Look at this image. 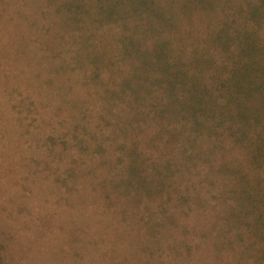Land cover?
Returning <instances> with one entry per match:
<instances>
[{
    "label": "rangeland",
    "instance_id": "obj_1",
    "mask_svg": "<svg viewBox=\"0 0 264 264\" xmlns=\"http://www.w3.org/2000/svg\"><path fill=\"white\" fill-rule=\"evenodd\" d=\"M160 1L179 8V0ZM55 2L0 0V264H253L223 219L234 181L221 165L245 160L231 140H199L192 160L188 149L147 148L153 159H177L181 190L189 185L204 201L189 197L180 211L172 203L182 218L176 225L151 228L163 212L134 206L122 183L114 186L123 172L121 143L130 140L128 102L106 97L118 87L113 71L130 68L118 43L122 27L66 23ZM212 15L180 14L179 39L189 45L214 28L220 20ZM85 30L90 51L105 50L107 63L115 62L98 80L86 51L79 58Z\"/></svg>",
    "mask_w": 264,
    "mask_h": 264
},
{
    "label": "trees",
    "instance_id": "obj_2",
    "mask_svg": "<svg viewBox=\"0 0 264 264\" xmlns=\"http://www.w3.org/2000/svg\"><path fill=\"white\" fill-rule=\"evenodd\" d=\"M178 2L176 10L160 0H60L55 11L66 23L86 25L90 20L122 27L118 43L130 68L113 71L118 87H108L106 97L128 102L123 131L130 140L121 143L123 172L114 186L122 183L134 206L155 205L163 212L151 228L176 225L182 218L172 203L180 211L189 197L204 201L200 193H189V185L181 190L182 181L174 177L180 170L177 159H153L147 148L158 142L183 155L189 150L192 160L202 149L199 140L207 138L211 146L231 140L243 149L245 160L221 165L234 181L223 219L237 231L252 263L264 264V0ZM197 8L220 21L186 45L178 35L179 15L191 16ZM88 33H83L79 58L86 51L98 80L102 67L112 68L115 62L107 63L105 50L90 51L94 45ZM96 144L97 151L104 150L103 143Z\"/></svg>",
    "mask_w": 264,
    "mask_h": 264
}]
</instances>
